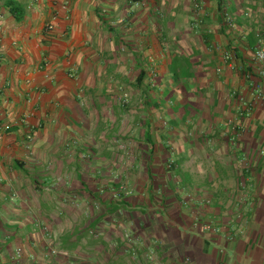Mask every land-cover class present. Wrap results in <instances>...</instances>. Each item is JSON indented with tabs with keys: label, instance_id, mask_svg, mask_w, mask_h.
Returning <instances> with one entry per match:
<instances>
[{
	"label": "crops",
	"instance_id": "crops-1",
	"mask_svg": "<svg viewBox=\"0 0 264 264\" xmlns=\"http://www.w3.org/2000/svg\"><path fill=\"white\" fill-rule=\"evenodd\" d=\"M257 31L264 0H0V264H264Z\"/></svg>",
	"mask_w": 264,
	"mask_h": 264
},
{
	"label": "built area",
	"instance_id": "built-area-1",
	"mask_svg": "<svg viewBox=\"0 0 264 264\" xmlns=\"http://www.w3.org/2000/svg\"><path fill=\"white\" fill-rule=\"evenodd\" d=\"M52 29H53V27L51 25H49L47 27L48 31H50ZM257 38H258L259 46H258V50L256 52V60L262 66L260 75L264 78V32L257 31ZM0 57H1V53H0ZM0 138H1V132H0ZM207 230H209V229H207Z\"/></svg>",
	"mask_w": 264,
	"mask_h": 264
},
{
	"label": "trees",
	"instance_id": "trees-1",
	"mask_svg": "<svg viewBox=\"0 0 264 264\" xmlns=\"http://www.w3.org/2000/svg\"><path fill=\"white\" fill-rule=\"evenodd\" d=\"M13 10H14V11L16 12V14H17V20H18V21H21V20H22V15L19 16L20 7L17 6V7H15ZM67 238H68V236L66 237V239H67Z\"/></svg>",
	"mask_w": 264,
	"mask_h": 264
},
{
	"label": "rangeland",
	"instance_id": "rangeland-1",
	"mask_svg": "<svg viewBox=\"0 0 264 264\" xmlns=\"http://www.w3.org/2000/svg\"><path fill=\"white\" fill-rule=\"evenodd\" d=\"M163 125H164V122H163ZM118 177H119V176H118ZM126 191H127V189H126ZM116 194H118V195H119V194H120V192H117ZM51 236H52V235H51Z\"/></svg>",
	"mask_w": 264,
	"mask_h": 264
}]
</instances>
